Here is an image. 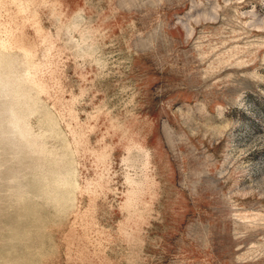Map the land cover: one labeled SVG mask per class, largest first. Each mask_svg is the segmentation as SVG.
Instances as JSON below:
<instances>
[{"label":"rangeland","instance_id":"obj_1","mask_svg":"<svg viewBox=\"0 0 264 264\" xmlns=\"http://www.w3.org/2000/svg\"><path fill=\"white\" fill-rule=\"evenodd\" d=\"M0 264H264V0H0Z\"/></svg>","mask_w":264,"mask_h":264}]
</instances>
